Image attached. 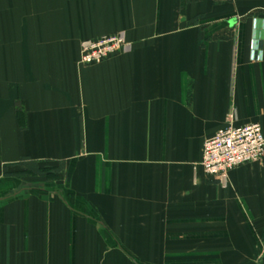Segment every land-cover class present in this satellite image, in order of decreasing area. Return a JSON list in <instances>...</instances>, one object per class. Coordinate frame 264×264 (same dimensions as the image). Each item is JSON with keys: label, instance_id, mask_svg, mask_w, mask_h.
Wrapping results in <instances>:
<instances>
[{"label": "crops", "instance_id": "obj_1", "mask_svg": "<svg viewBox=\"0 0 264 264\" xmlns=\"http://www.w3.org/2000/svg\"><path fill=\"white\" fill-rule=\"evenodd\" d=\"M228 123L264 135V0H0V264H264V156L199 166Z\"/></svg>", "mask_w": 264, "mask_h": 264}, {"label": "built area", "instance_id": "obj_2", "mask_svg": "<svg viewBox=\"0 0 264 264\" xmlns=\"http://www.w3.org/2000/svg\"><path fill=\"white\" fill-rule=\"evenodd\" d=\"M127 46L122 34L102 36L80 46L79 61L85 65L102 62ZM264 156V135L258 123L233 126L228 123L204 140L199 166L210 177L222 179L234 167L260 161Z\"/></svg>", "mask_w": 264, "mask_h": 264}, {"label": "trees", "instance_id": "obj_3", "mask_svg": "<svg viewBox=\"0 0 264 264\" xmlns=\"http://www.w3.org/2000/svg\"><path fill=\"white\" fill-rule=\"evenodd\" d=\"M21 106L19 104L16 105V114L20 117V114L22 113L21 111ZM15 165H20L24 167V172L22 173H16V172H6L4 170L3 175L4 176H15L18 177L21 174L25 173V172H29L32 174H37L42 172L43 170L41 168L38 167V163L35 161H30L26 158H21ZM62 170V163H59L56 167L52 168V173H56L58 174L59 171ZM49 175V174H48Z\"/></svg>", "mask_w": 264, "mask_h": 264}]
</instances>
